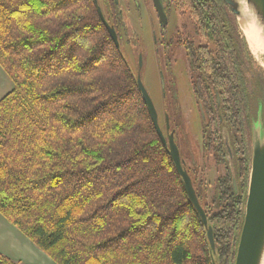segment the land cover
Instances as JSON below:
<instances>
[{
    "label": "trees",
    "instance_id": "16d2710c",
    "mask_svg": "<svg viewBox=\"0 0 264 264\" xmlns=\"http://www.w3.org/2000/svg\"><path fill=\"white\" fill-rule=\"evenodd\" d=\"M96 1L0 0V65L13 81L0 99V214L57 264H233L264 71L223 0H166L199 39L188 58L196 101L235 131L230 158L219 141L202 145L224 169L211 198L183 162L203 224L122 54L116 6L102 12L118 46Z\"/></svg>",
    "mask_w": 264,
    "mask_h": 264
},
{
    "label": "rangeland",
    "instance_id": "374dc122",
    "mask_svg": "<svg viewBox=\"0 0 264 264\" xmlns=\"http://www.w3.org/2000/svg\"><path fill=\"white\" fill-rule=\"evenodd\" d=\"M150 3L149 0H135V9H132V4L126 7V9L123 3L121 1L119 2L123 7L125 23L123 29L125 30L127 39H132V29H134V35L136 37L135 42H131L130 40L127 42L125 36H120V48L132 71L140 76L155 106L158 115V123L164 134L166 135V112L164 111H167L170 119L169 126L175 128V140L179 146L182 159L185 160L187 165H190V159H192L193 156L196 158L195 165H197V170H199V172L201 171L200 173L206 183L207 197L211 198L215 190L216 177L222 174L224 169L221 164H216L214 162L211 155L209 156L207 153H202L199 141H195L194 139L193 135H198L199 119L190 82L185 67H183L185 61L182 60L183 56L180 55L178 56V61L173 64L172 67H169L161 46L158 54V47L152 41V32H155V36L157 33V37L159 38V27L157 24L155 26L152 25L149 14L144 10L146 6L150 7ZM99 5L104 12L101 0H99ZM228 11L235 21L240 33L243 35L237 17L229 8ZM176 15L171 11L168 23L163 29V36H165L166 39L170 38L171 31L175 29L178 22L180 24V29L182 22L188 24V20L184 15ZM191 37L195 41L199 40L194 35H191ZM172 46L173 44L170 47ZM139 55L141 57L140 65L138 62ZM252 58L256 72L262 74L263 69L260 63L257 62L253 55ZM160 69L163 74V88L161 85ZM185 117H187V119H185ZM248 144L250 148V140Z\"/></svg>",
    "mask_w": 264,
    "mask_h": 264
},
{
    "label": "water",
    "instance_id": "95a60500",
    "mask_svg": "<svg viewBox=\"0 0 264 264\" xmlns=\"http://www.w3.org/2000/svg\"><path fill=\"white\" fill-rule=\"evenodd\" d=\"M161 21L166 23V14L164 6L160 0H153ZM230 11L237 17H250L259 26L262 35L264 36V0H223ZM97 3L96 0H94ZM96 9L100 19L106 27L111 39L116 46L119 45L116 31L110 25L102 12L100 5L96 4ZM264 58V53L262 54ZM141 57L139 55L138 62L140 65ZM264 71V70H263ZM137 86L141 92L142 99L146 104L148 113L152 123L162 141L168 148L175 167L180 174L185 192L201 217L203 224H206V215L201 207L198 198L195 194L191 178L183 167V160L180 158L179 149L174 142L173 133L170 131L166 137L163 134L161 126L158 123V115L155 106L144 87L142 80L136 74ZM161 83L163 78L161 76ZM169 128L168 116L165 113V129ZM250 166L248 171V183L246 198L243 207V220L239 232L238 243L234 256L233 264H261L264 253V124L261 122V108H258L256 118H251L250 126ZM231 155V151L228 150ZM235 188V183L233 182ZM207 238L211 248H214V240L212 236V228L207 226Z\"/></svg>",
    "mask_w": 264,
    "mask_h": 264
},
{
    "label": "flooded vegetation",
    "instance_id": "af4514ba",
    "mask_svg": "<svg viewBox=\"0 0 264 264\" xmlns=\"http://www.w3.org/2000/svg\"><path fill=\"white\" fill-rule=\"evenodd\" d=\"M102 1V5L105 7V0H101ZM122 2L124 7H128L130 6V4H132V9H135V0H113L114 5L116 6V10L118 13V18L120 21V25H119V29H118V33L119 36H125V40H130L131 42H135L136 37L134 35V29L133 32L131 31L132 39H127V36L125 34V30L123 29V27H125V23H124V12H123V7L119 4V2ZM150 3V7H145L144 10H146V12L149 14V18L150 21L152 23L153 26H155L157 24V26L159 27L158 30V36L157 37V33L155 36V32H152L153 34V38L152 41L153 43L158 47L157 52L159 54V48L162 47V51L165 54V58L168 61V65L169 67H172L173 64H175L180 55L183 56V61H185V65L183 64V67H185L186 70V74L188 76L189 82H190V86H191V90H192V83H191V78H190V73H189V42H193L198 44L199 40L195 41L193 40V38L191 37V35H194L197 39V35L193 32L192 27L190 26V24H186V22H182L181 24V29L179 28V22L177 23L175 29H173V31H171V36L170 38L166 39L165 36H163V29L166 27L167 23H168V19H169V15L171 14V11L176 15L178 14L175 10V7L172 3H168L166 0H160L161 4L164 6V12L166 14V23L163 24L161 21V18L159 16V13L157 11V8L155 6V3L153 0H149ZM127 9V8H126ZM134 12V11H133ZM177 17V15H176ZM189 36V37H188ZM173 44L172 47H170ZM195 44H192V46H194ZM161 46V47H160ZM163 58V57H162ZM172 63V64H171ZM171 64V65H170ZM161 68V66H160ZM160 75L163 76L162 71L160 69ZM163 78V77H162ZM162 88H163V84L161 83ZM193 94V91H192ZM194 96V95H193ZM195 99V97H194ZM216 104L217 106L220 103L219 97L218 95H216ZM209 101L212 103V98L209 99ZM196 110H197V116L199 119V126H198V137L194 136L195 141L198 140L199 141V145H200V150L202 153H204L203 150V143H205L207 145V147H215L216 145H218V141L221 142V145L223 146V148L226 149L227 155H228V150L231 151V143H233V141L235 140V131L232 130L229 133H226L225 127L222 125V117L220 116V114L218 113V111L214 108L211 109H205L203 107V105L199 102L196 101ZM180 111V109H179ZM188 116V115H187ZM185 119H187V117H185ZM189 119V117H188ZM169 122V120H168ZM171 129L170 126L167 130ZM170 131H172L173 133V139L174 142L177 145V142L175 140L176 136H175V128H172L171 130H169L167 133H169ZM178 149L179 146L177 145ZM207 152V151H205ZM225 152V153H226ZM180 153V151H179ZM211 157L214 160V152H211ZM181 156V155H180ZM230 158V155H228ZM223 158L225 159V154L223 156ZM182 159V158H181ZM183 162H185L184 159H182ZM190 162H194V160H196V158L193 156L192 159H190ZM215 162V161H214Z\"/></svg>",
    "mask_w": 264,
    "mask_h": 264
},
{
    "label": "crops",
    "instance_id": "0c3cea01",
    "mask_svg": "<svg viewBox=\"0 0 264 264\" xmlns=\"http://www.w3.org/2000/svg\"><path fill=\"white\" fill-rule=\"evenodd\" d=\"M13 81L0 65V99L11 91ZM0 254L22 264H57L24 233L0 214Z\"/></svg>",
    "mask_w": 264,
    "mask_h": 264
},
{
    "label": "bare ground",
    "instance_id": "6f19581e",
    "mask_svg": "<svg viewBox=\"0 0 264 264\" xmlns=\"http://www.w3.org/2000/svg\"><path fill=\"white\" fill-rule=\"evenodd\" d=\"M242 33L247 42L251 55L260 63L264 70V36L262 35L259 26L250 17H241L238 19ZM261 264H264V253Z\"/></svg>",
    "mask_w": 264,
    "mask_h": 264
}]
</instances>
